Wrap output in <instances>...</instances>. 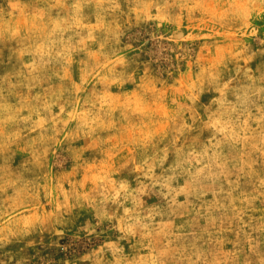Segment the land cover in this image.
I'll return each instance as SVG.
<instances>
[{"label": "rangeland", "instance_id": "rangeland-1", "mask_svg": "<svg viewBox=\"0 0 264 264\" xmlns=\"http://www.w3.org/2000/svg\"><path fill=\"white\" fill-rule=\"evenodd\" d=\"M232 2L0 0V207L18 198L43 216L61 206L0 241V264H140L147 246H163L168 224L185 234L220 229L222 244L208 247L232 250L243 242L232 210L213 209L206 223L214 193L225 205L229 191L258 196L235 203L260 224L259 138L233 143L213 126L229 114L242 124L247 109L259 132L253 118L264 110V4L234 0L242 10L226 12ZM54 21L64 30L53 32ZM42 43L50 55L36 52ZM116 59L113 72L103 67ZM209 141H221L227 181L194 180L206 161L183 163ZM253 235L264 253V233ZM247 254L243 244L240 261Z\"/></svg>", "mask_w": 264, "mask_h": 264}, {"label": "clouds", "instance_id": "clouds-1", "mask_svg": "<svg viewBox=\"0 0 264 264\" xmlns=\"http://www.w3.org/2000/svg\"><path fill=\"white\" fill-rule=\"evenodd\" d=\"M261 3L264 4V0H261ZM192 7H203L201 4H193ZM233 9L237 11L242 10V6L238 5L234 2L230 3L229 8L226 9V12H231ZM54 27L52 31L61 30L60 23L62 22H53ZM75 23L78 25L80 22L76 20ZM15 34V33H13ZM51 35V32L48 33ZM70 39V38H69ZM66 45L65 51L67 52L68 46L67 42L61 41ZM36 52L41 55H50L51 54V45L50 44H40L36 48ZM64 53H58V55H62ZM239 55V53H236ZM123 61L121 59H116L114 61H109L111 67L108 65H104L103 67L108 68V71L111 73L115 70L117 64H122ZM28 67H32V65H28ZM99 75V73H97ZM251 79V77H249ZM115 82V81H114ZM227 87V85H225ZM63 110V109H62ZM235 109H233L234 111ZM21 109L16 110V114L18 115ZM261 112L259 117L253 118L256 120L259 132H256L255 129H250L248 125V118L251 117V113L245 109L244 113L241 115H246V119L243 123H239V118L237 117V123L234 124L230 118L221 123L220 119H217L215 125H220L217 128V131L223 133L226 140H231L233 143L236 142H246L249 139L255 140L258 136L259 143H253L252 148L255 151L261 152L264 154V110H259ZM71 115V114H70ZM13 117H9L12 119ZM31 117H22L24 120H28ZM65 123H67L65 121ZM90 123H95V120H92ZM44 124L43 120L38 121L37 127H42ZM187 126V125H185ZM239 127V132L236 131V128ZM35 129H33L34 131ZM255 132L256 135L252 136L249 134L241 135V133H250ZM214 139V138H213ZM221 141H216L215 144H212L209 141V145L203 149L200 153H190L189 156L191 159H186L183 163H187L189 165L192 164L194 160L196 164H201L202 166L196 170L193 174V179L196 180L200 177H203L205 180H218L221 176L225 178L227 181L228 176L230 175L227 169L228 161L226 159H222L221 154L216 151L219 148ZM211 151V155L209 152ZM162 162V161H161ZM247 163V162H244ZM179 166V165H178ZM247 167L251 170L252 164L247 163ZM217 169L218 171H214ZM151 166H149V172H151ZM239 171L243 172V166L239 169ZM251 174V172H249ZM97 179H102L97 177ZM171 179V178H169ZM232 189L234 190L235 185L233 182L228 181ZM167 187V183L164 185ZM259 186L264 188V179H261L259 182ZM60 191L64 194L65 200H67L68 193L64 192L63 187H60ZM170 191H175L174 189H170ZM185 189H180V192H184ZM179 193H177L178 195ZM206 192H202L201 195H206ZM20 193H17V197H19ZM51 193L49 192V196ZM211 204L207 206L208 217L206 223L208 225H212L214 223V218L211 217L210 213L213 209H223L227 211L229 208L234 213L232 219L238 222L239 235H242L243 242L236 243L233 245L232 250L223 251L221 247L210 248L208 245L219 246L222 244V240L220 236L222 234V230L216 229L215 231L210 230L208 227L202 229L201 232H188L181 233L179 231L173 232L171 231V224L161 226V232H163L164 228H169L168 232H164L165 242L160 249H154L150 245L148 247V255L142 256L140 258V264H264V253L259 251L260 242L253 235V233H264V218H261V222L258 226H254L252 223V218L249 221L244 220L245 210L244 208H239L236 206V199H240L241 203L246 206H251L253 202L258 198V196H253L248 194L243 196L242 198H233L232 191L227 193L226 198L229 201L228 205H225L222 202H219L215 199ZM258 195H264V193H258ZM107 199V197H105ZM172 203H176V197H172ZM66 206V205H65ZM60 205H57V210L54 213L46 212L43 216H37L35 210L29 209L23 204V201H19L18 198H12V203L8 204L7 207H0V241L7 242L10 237L17 235L20 231H26L28 227L35 223H42L44 220L49 217L59 216ZM129 210L125 209L127 213ZM31 212L30 215L26 213ZM197 215H201L200 212H197ZM139 222V221H137ZM143 228L147 229L148 225H141ZM245 229H250V231H245ZM131 230V228H129ZM151 232H146V237H151ZM160 235V233H157ZM207 237V239H205ZM243 244L247 245V255L243 261H240V256L243 253ZM252 257H255V261H253Z\"/></svg>", "mask_w": 264, "mask_h": 264}]
</instances>
